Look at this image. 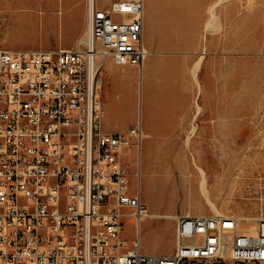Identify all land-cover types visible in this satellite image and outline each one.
Masks as SVG:
<instances>
[{"label": "built area", "instance_id": "built-area-1", "mask_svg": "<svg viewBox=\"0 0 264 264\" xmlns=\"http://www.w3.org/2000/svg\"><path fill=\"white\" fill-rule=\"evenodd\" d=\"M145 55L143 0H87L73 48L0 50V264L264 262V220L249 234L219 213L178 215L173 252L142 251L147 205L122 160L141 128L102 129L100 72L107 57L140 71Z\"/></svg>", "mask_w": 264, "mask_h": 264}, {"label": "rangeland", "instance_id": "rangeland-1", "mask_svg": "<svg viewBox=\"0 0 264 264\" xmlns=\"http://www.w3.org/2000/svg\"><path fill=\"white\" fill-rule=\"evenodd\" d=\"M107 1L95 0L97 6ZM152 1L149 0V3ZM209 1L212 5L215 0ZM219 1H215L214 19L215 25H219L218 30L214 27L215 31H209L205 24L208 56L202 92L197 99L202 107L201 114L196 123H188L183 131V135L187 136L192 125H196L194 134L188 138V143L186 137L158 140L156 134H150L141 138L139 149H136V141L132 140V144L124 148L122 160L128 168L130 183L137 182L149 213L211 214L215 213L214 206L224 216L241 218V227L253 233L257 221L264 220V0H237L241 21L235 43L229 37L233 15L228 9L232 0ZM147 2L145 0V5ZM190 10L188 5L186 11ZM187 23L185 35L190 37L192 28ZM55 27L54 24L30 18L5 20L0 23V43L20 50L33 46L45 48L52 45L50 40ZM102 70L108 80L111 73L108 66L102 67ZM145 72L144 64L138 85L142 120L149 115L150 102L156 108L162 106L157 96L153 98ZM118 78L123 84L120 88L121 102L129 113L133 104L137 103L133 88L137 85L136 79L129 72H121ZM107 80L103 85L104 102ZM130 83L133 87L129 86ZM217 111L219 119L216 118ZM217 125L219 131L224 132L223 137L214 134ZM225 155L229 161L225 160ZM213 157L215 161L211 160ZM223 157L225 164L220 165L218 160ZM237 158L239 160L231 165V161ZM246 158L247 163L244 162ZM164 159L167 160V170L160 172L158 161ZM203 179H206L205 186ZM161 185L170 192L166 194V199L160 193ZM203 187L208 189V198L201 192ZM249 218L254 219L247 220ZM251 224L255 227L247 229ZM174 230L173 218L157 215L143 217L139 224L142 251L157 255L172 253ZM123 236L128 243L134 239L135 224L132 219L125 220ZM195 264L225 263L221 260H199Z\"/></svg>", "mask_w": 264, "mask_h": 264}, {"label": "crops", "instance_id": "crops-1", "mask_svg": "<svg viewBox=\"0 0 264 264\" xmlns=\"http://www.w3.org/2000/svg\"><path fill=\"white\" fill-rule=\"evenodd\" d=\"M113 1L115 0H108L97 6L94 0L95 6L98 8H107ZM188 5L191 8L189 12L186 11ZM209 7V0H153L151 3L148 0L146 5L145 0H143V44L146 55L141 70L138 71L132 65H116L109 57L103 62L102 67L108 66L111 72V76L108 75V80L103 70L100 73L101 125L105 132H127L129 128L139 124L142 133L141 138L150 134H156L155 138L158 140L186 137L183 135V131L186 129L185 125L196 123L201 114L202 107L197 99L202 92L205 60L208 56V46L206 45L208 31L205 30V24L209 19ZM228 10L233 15V20L229 26V37L231 36V42L235 43L236 35L240 32L238 24L241 21L237 0H232ZM86 14L87 0H0V23L9 19L30 18L34 21L56 26L54 35L50 40L52 45L45 48L33 46L22 50L73 48L83 38ZM187 22L192 28L190 37L185 35ZM0 50L20 49L5 47L0 43ZM151 57L154 58L150 60ZM200 57L196 77H193L194 67ZM144 64L146 65V81L153 98L157 96L160 103L165 98V101L171 103H169L170 106L169 104H162L156 108L150 102L148 105L149 115L142 120L138 85ZM121 72L132 73L137 83L134 87L132 83L129 84L130 87L134 88L137 97V103L133 104L129 113L121 102L120 88L123 84L118 78ZM105 79L109 83L105 94L107 98L104 102L103 85ZM194 80L198 82V86ZM195 102L201 107L199 112L196 111ZM216 116L219 119L218 111ZM220 117L223 118L221 115ZM159 125L160 127H158ZM216 131L214 134L217 137L219 135L223 137L224 132L219 131V125H217ZM260 264H264V262Z\"/></svg>", "mask_w": 264, "mask_h": 264}, {"label": "bare ground", "instance_id": "bare-ground-1", "mask_svg": "<svg viewBox=\"0 0 264 264\" xmlns=\"http://www.w3.org/2000/svg\"><path fill=\"white\" fill-rule=\"evenodd\" d=\"M219 1V0H218ZM223 1V0H222ZM220 2V1H219ZM218 2V3H219ZM216 5H217V3H213L212 5H210V7H209V14H210V19H209V21L207 22V24H206V29L207 30H209V31H213L214 29V27H217V30H218V26L219 25H215L216 23L214 22V19H215V16H216V12H215V7H216ZM217 22V21H216ZM219 24V23H218ZM205 29V30H206ZM215 31V30H214ZM200 56H202V55H200ZM200 60H201V57H200V59L198 60V62L196 63V65H195V67H194V70H193V77H196V70L198 69V64L200 63ZM195 79H197V78H195ZM195 82H196V80H194ZM199 81V80H198ZM197 83V86H198V82H196ZM140 90V89H139ZM198 91V90H197ZM170 95H171V93H170ZM155 96V95H154ZM165 99V98H164ZM163 99V101H161V104H164V105H167V104H169V103H171V102H167V101H165ZM167 100V99H166ZM169 100V99H168ZM171 100V99H170ZM172 101V100H171ZM158 102H160V101H158ZM149 103V102H148ZM196 103V111L197 112H199V110H200V106L198 105V103L197 102H195ZM169 106H170V104H169ZM162 109H163V107H162ZM167 110V109H166ZM167 112V111H166ZM164 114H165V112H164ZM165 116V115H164ZM163 122V121H162ZM160 123V122H159ZM167 123V122H166ZM166 123H164V124H166ZM156 124V123H155ZM161 124V123H160ZM163 124V123H162ZM156 126V125H155ZM158 127H160V125L158 126ZM165 127V126H164ZM159 129V128H158ZM195 130H196V125H192V127H191V129H190V131H188V135L186 136V142L188 143V138H190L193 134H194V132H195ZM192 139V138H191ZM139 149V148H138ZM162 151V150H161ZM140 153V152H139ZM157 155V154H156ZM248 155H250V154H248ZM166 156V155H165ZM172 157V156H171ZM248 157V156H247ZM160 158V157H159ZM247 159L248 158H246V160H244V162L245 163H247ZM212 161H215V158L213 157L212 159H211ZM225 160L227 161L228 159H226V155H225ZM225 160H224V157L222 158V159H220V160H218L219 161V164L220 165H224L225 164ZM237 160H239V158H237L236 160H234V161H231V165L235 162V161H237ZM140 161V160H139ZM229 161V160H228ZM159 162V166H160V172H163L167 167L165 166V164H167V160L166 159H164L163 161H158ZM165 162V163H164ZM171 162V161H170ZM205 162H207V161H205ZM209 162H210V160H209ZM251 162H253V161H251ZM255 163V162H254ZM138 164H139V162H138ZM205 164V163H204ZM251 164V163H250ZM200 168V167H199ZM167 170V169H166ZM200 170H202L201 168H200ZM140 172V171H139ZM203 172V171H202ZM141 174V173H140ZM161 174V173H160ZM202 173H200V175H201ZM203 178H204V176H203ZM206 180V179H205ZM204 179L202 180V182L203 181H205ZM201 183V182H200ZM205 183V184H204ZM203 183V185L205 186L206 185V181ZM182 184V183H181ZM201 186H203L202 184H200ZM206 187H203V191H201V192H203L204 193V195L208 198V189L206 190L205 189ZM201 190H202V188H201ZM160 193L161 194H163V195H165V199L167 198V195L166 194H169L170 192H169V190L168 189H166L165 187H163L162 185L160 186ZM205 198V197H204ZM210 204V203H209ZM212 209H213V211L215 212V213H219V214H221L219 211H218V209L217 208H215L214 206H212ZM150 212V211H149ZM147 213V215L146 216H150V215H157V217L158 216H162L163 218L164 217H167V218H175L176 216H178V214H173V213ZM187 215H189V214H187ZM155 217V216H154ZM238 219H241V218H239L238 217ZM254 219V218H253ZM252 218L250 219H247V220H253ZM253 227H255V225L254 224H251L250 225V227H248L247 229H249V228H253ZM223 228H224V230L225 231H228L230 228H231V223L229 222V221H225L224 223H223ZM256 229V228H255ZM248 233V232H247ZM249 234H254V233H249Z\"/></svg>", "mask_w": 264, "mask_h": 264}]
</instances>
